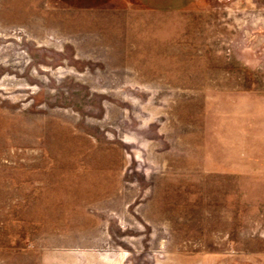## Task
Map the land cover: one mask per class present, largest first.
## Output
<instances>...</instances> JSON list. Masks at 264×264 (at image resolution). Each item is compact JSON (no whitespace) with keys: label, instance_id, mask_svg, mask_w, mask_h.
Listing matches in <instances>:
<instances>
[{"label":"rangeland","instance_id":"1","mask_svg":"<svg viewBox=\"0 0 264 264\" xmlns=\"http://www.w3.org/2000/svg\"><path fill=\"white\" fill-rule=\"evenodd\" d=\"M0 264H264V0H0Z\"/></svg>","mask_w":264,"mask_h":264}]
</instances>
